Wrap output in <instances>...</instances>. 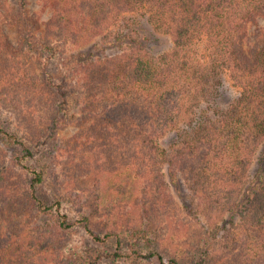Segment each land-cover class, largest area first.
<instances>
[{
  "label": "rangeland",
  "instance_id": "374dc122",
  "mask_svg": "<svg viewBox=\"0 0 264 264\" xmlns=\"http://www.w3.org/2000/svg\"><path fill=\"white\" fill-rule=\"evenodd\" d=\"M21 1L0 0V124L35 153L24 158L23 146L0 135V245L11 240L26 249L27 260L18 264H160L155 257L116 255V235L97 241L80 225L56 231L54 214L38 211L30 190L32 174L19 163L21 159L43 171L36 195L45 204L59 198L69 218L88 216L95 232H116L121 251L158 250L178 264L201 260L204 264H264L261 212L233 213L206 206L202 191L189 181V171L205 148L193 156L184 153L188 157L182 165L168 168V154H176L180 128L160 137V147L166 149L161 155L163 169L169 179L163 181L167 197L161 199L150 190L154 181H137L133 154L137 131L132 121L103 124L98 118L103 106L98 101L102 62L132 48L134 38L144 50L159 55L171 48V36L138 17L134 33L124 40L113 41L114 35L102 33L88 39L84 32L60 31L55 25L61 19L45 0H25V6ZM87 5L86 0L78 3L82 14L71 15L74 22L84 21ZM263 26V18L250 25L251 41L256 42ZM204 47V41L195 46L198 55L205 52ZM220 86L223 91L215 103L224 107L240 87L228 73H223ZM263 142L255 145L252 171L259 166ZM154 189L158 191L157 183ZM233 192V198L241 199V191ZM139 226L140 230L135 229ZM43 237L48 243L38 247L36 242Z\"/></svg>",
  "mask_w": 264,
  "mask_h": 264
},
{
  "label": "trees",
  "instance_id": "16d2710c",
  "mask_svg": "<svg viewBox=\"0 0 264 264\" xmlns=\"http://www.w3.org/2000/svg\"><path fill=\"white\" fill-rule=\"evenodd\" d=\"M82 1L45 0L61 19L55 25L60 31L84 32L88 39L100 33L114 35L112 40L119 41L134 33L138 17H145L172 39L169 50L154 55L134 38L132 48L122 49L102 62L98 101L103 106L98 118L102 117L103 124L132 121L137 131L133 148L139 169L137 181H154L150 190L159 193L161 199L167 197L163 181L169 179L161 159L166 149L160 147L159 139L167 130L179 127L181 138L174 144L176 154H168V168L182 165L188 152L193 156L205 148L188 175L196 191H202L204 205L233 213L259 210L264 228V142L257 159L259 166L251 170L255 145L264 140V26L259 28L256 42L249 39L250 25L264 19V0H86L87 15L78 24L70 16L82 14L78 8ZM25 4L22 0L21 5ZM201 41L205 52L198 55L195 46ZM223 73L240 87L238 95L224 107L215 103L223 91ZM0 135L23 146L24 158L34 155L33 148L1 124ZM19 163L32 174L30 190L38 211L54 214L56 231L80 225L97 241L116 235L118 256L155 257L160 264H178L174 257H165L158 250L132 247L121 251V237L116 232H95L88 216L69 218L59 198L45 204L36 195L38 183L44 180L43 171L21 159ZM219 181H224L223 185H218ZM156 183L158 191L154 189ZM235 190L241 191V199L233 198ZM141 229L146 231L147 226ZM143 240L145 237L138 242ZM46 243L47 237H43L36 245ZM25 250L17 241L8 240L0 245V264H18L25 259Z\"/></svg>",
  "mask_w": 264,
  "mask_h": 264
}]
</instances>
